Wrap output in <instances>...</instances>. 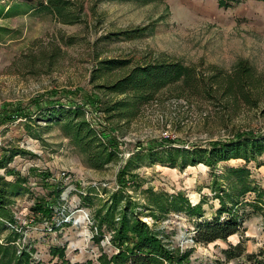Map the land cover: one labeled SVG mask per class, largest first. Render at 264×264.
<instances>
[{
  "label": "rangeland",
  "instance_id": "obj_1",
  "mask_svg": "<svg viewBox=\"0 0 264 264\" xmlns=\"http://www.w3.org/2000/svg\"><path fill=\"white\" fill-rule=\"evenodd\" d=\"M46 1L0 0V159L9 156L7 151L14 154L0 168V176L12 183L17 177L27 180L13 197L16 223L6 224L0 235V264H16L24 251L32 255L33 264H56L60 260L51 255L52 248H62L71 264L110 261L120 253L114 237L130 201L131 216L169 251L188 254L189 264H254L248 256L263 258L264 151L254 159H233L212 169L202 163L171 167L159 162L160 155L152 163L148 148L171 143L204 149L237 133L264 140V81L256 105L179 98L180 91L169 89L136 120L114 131L100 112L108 97L98 86L106 79L94 81V75L101 60L164 57L194 66L207 81L220 70L234 72L242 61L264 78V1L234 0L224 7L220 0H67L74 24L35 8ZM138 29L142 32L132 39H107ZM51 101L66 109L83 108L102 142L117 148L118 160L102 171L90 168L60 126L44 117ZM6 111L17 118L4 122ZM24 112L32 120L19 115ZM52 191L58 198L51 220H34L32 208L38 201L54 202ZM115 196L120 207L109 228L101 219L114 206ZM179 196L192 208L202 205L203 218L174 210ZM220 201L243 221L241 230L226 241L196 242L198 223L213 222ZM13 232L19 236L11 257L2 259L3 245ZM235 246L244 253L228 261L225 252Z\"/></svg>",
  "mask_w": 264,
  "mask_h": 264
},
{
  "label": "trees",
  "instance_id": "obj_2",
  "mask_svg": "<svg viewBox=\"0 0 264 264\" xmlns=\"http://www.w3.org/2000/svg\"><path fill=\"white\" fill-rule=\"evenodd\" d=\"M232 1L234 0H220V4L226 7L230 6ZM35 8L57 17L64 24L77 23L74 14L71 13L70 2L67 0H47L46 3H40ZM140 32H142L141 29L119 32L107 37V39L119 36L132 39L138 36ZM112 76L116 78L111 80ZM104 79H106V82L98 86V89L108 99L103 101L102 104L99 102L101 104L100 112L104 114L106 121L114 131L120 129L119 124L129 125L136 120L145 107L158 101L161 94L169 89L174 88V90L180 91L179 98H187V95L190 97L202 96L207 100L222 102L225 106L241 100L248 105H256V102H258L256 95L259 94L264 81L263 76H257L254 68L243 61L239 63L234 72L224 73L220 70L210 79L211 81H207L200 77L194 66L185 65L182 61L165 59L164 57L138 62L122 59L101 60L98 62L94 81ZM203 81L206 82L203 83ZM48 103L45 106L47 108L44 107L46 113L44 117L47 122L50 125L57 124L60 126L65 136L74 142L86 156V162L90 168L102 171L118 160L117 148L102 142L100 130L93 127L85 119L83 108L72 105L66 109L59 101ZM41 107H43V104ZM19 115L25 117L26 121L33 118L32 115L26 112ZM3 117L4 122L17 118L10 111H6ZM170 144L148 148L151 162L156 163L155 156L160 155L162 157L157 158L159 162L171 167L179 165L181 168H186L202 163L215 169L220 163L233 159H243L245 161L251 160V158L254 159L264 151V140L254 138L252 134L241 135L239 133L233 135L230 140L213 141L204 149L195 145L193 148L184 149L172 147ZM141 150L144 149L141 148ZM7 152L9 156L6 155L3 159H0V168H5L6 162L12 160L14 154H11V151ZM233 172L243 174L244 171L233 170ZM26 181V179L17 177L15 182L12 183L0 176V235L8 229L6 224L12 226L16 223L11 205L13 204V197L24 190L22 187ZM250 191L251 188L244 189L241 194L244 193L245 195ZM51 195L54 196L55 191H52ZM54 198V202H50V204H44L43 201L36 202L32 208L33 215H35L34 220L42 222L51 220L58 197L54 196ZM119 199L118 196L114 197V206L104 214L101 224L106 223L109 228L115 225L113 215L120 207V204H118ZM258 199L260 201V198ZM220 202L221 207L213 222L198 223V230L195 235L196 242L208 245L217 241H226L237 235L241 230L243 221H240L238 216L228 209L225 202ZM234 202H237L236 205L238 204V200ZM185 203H187L186 206H184ZM172 206L174 210L188 212L197 218H203L202 205L192 208L187 200L180 196L173 201ZM126 207H128V210L124 214L123 222L116 230V236L114 237V244L120 253L113 256L110 261L107 259L102 260V264H189L188 254L179 256L169 251L156 234L140 222L135 215L131 216V201ZM226 213H229L230 216L221 221V217ZM200 219L198 220L200 221ZM18 236V233L13 232L6 240L3 251H1L2 259L9 258L12 253V245L16 243ZM236 251H238L237 254ZM243 253L244 248L235 246L231 250H227L225 256L228 261H231L241 257ZM23 254V258L19 257L16 264H33L32 255L26 254V251ZM51 255L59 257L60 262L56 264H71L65 259V251L62 248H52ZM260 255L263 258L252 255L248 256V259L253 260L254 264H264V253ZM10 263L12 262L7 264Z\"/></svg>",
  "mask_w": 264,
  "mask_h": 264
}]
</instances>
